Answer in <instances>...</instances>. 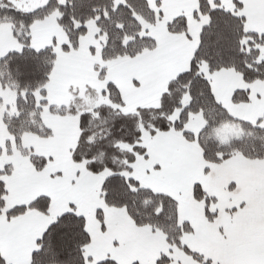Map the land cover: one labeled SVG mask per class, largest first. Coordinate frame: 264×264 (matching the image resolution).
Returning a JSON list of instances; mask_svg holds the SVG:
<instances>
[{
    "label": "snow or ice",
    "instance_id": "obj_1",
    "mask_svg": "<svg viewBox=\"0 0 264 264\" xmlns=\"http://www.w3.org/2000/svg\"><path fill=\"white\" fill-rule=\"evenodd\" d=\"M0 264H264V0H0Z\"/></svg>",
    "mask_w": 264,
    "mask_h": 264
}]
</instances>
